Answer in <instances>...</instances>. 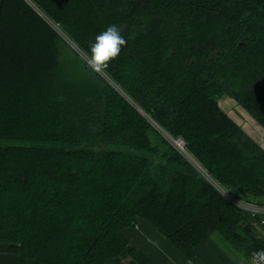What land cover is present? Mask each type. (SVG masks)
<instances>
[{"label":"trees","instance_id":"16d2710c","mask_svg":"<svg viewBox=\"0 0 264 264\" xmlns=\"http://www.w3.org/2000/svg\"><path fill=\"white\" fill-rule=\"evenodd\" d=\"M30 1L0 0V140L19 142L0 145V242L19 264H143L122 233L142 218L187 258L216 234L250 264L232 200L264 205V149L219 100L264 128V0ZM50 23L87 59L107 26L127 43L103 77Z\"/></svg>","mask_w":264,"mask_h":264},{"label":"crops","instance_id":"0c3cea01","mask_svg":"<svg viewBox=\"0 0 264 264\" xmlns=\"http://www.w3.org/2000/svg\"><path fill=\"white\" fill-rule=\"evenodd\" d=\"M223 100L229 105V101H232L227 97H223ZM220 101L221 99L219 103ZM240 127L264 149V128L241 105ZM241 216V230L259 246L260 250L264 251L263 225L247 212ZM122 233L128 241V249L136 250L145 260L143 264H249L247 259L243 260L237 251L216 234L210 241L197 245L195 256L190 259L145 219L138 218L133 227L124 229ZM0 264H19V256L9 252L8 245L2 242H0ZM106 264L140 263L125 250Z\"/></svg>","mask_w":264,"mask_h":264},{"label":"clouds","instance_id":"9594fccd","mask_svg":"<svg viewBox=\"0 0 264 264\" xmlns=\"http://www.w3.org/2000/svg\"><path fill=\"white\" fill-rule=\"evenodd\" d=\"M127 41L121 34V29L115 25L107 26L96 35L89 45L87 67L93 72L106 69L109 62L118 57Z\"/></svg>","mask_w":264,"mask_h":264},{"label":"rangeland","instance_id":"374dc122","mask_svg":"<svg viewBox=\"0 0 264 264\" xmlns=\"http://www.w3.org/2000/svg\"><path fill=\"white\" fill-rule=\"evenodd\" d=\"M30 5V4H28ZM30 7H32L34 10H37V7H34L32 5H30ZM40 16L42 15V13H39ZM43 17V15H42ZM46 19V18H45ZM50 25L52 26V30L55 31L57 37L62 40V43L64 45H66L63 50H62V53H61V58L62 59H65V61L68 59L67 56H74L75 57V54L74 52L78 53L79 55H81L82 58L85 59V61H87L88 59L82 54L80 53V50L74 45V43L72 41H70L63 33L62 31L60 30V28L57 26V25H54L52 23H50ZM102 76L103 74L101 72H99ZM104 77V76H103ZM105 79H107L105 77ZM108 80V79H107ZM232 100V99H230ZM230 105L227 104V102H225V100H223V98H221V101H220V105L223 109H225L226 111L229 112V114L233 117V119L235 121H237V123L240 125V106L234 102L233 100L232 101H229ZM142 112V111H141ZM172 145L175 146V141H172L173 139L172 138H169ZM14 144H19L18 141H13V140H0V145H14ZM189 158H186L188 161H191L193 163V161L191 160V156H188ZM194 160V159H193ZM199 165V164H198ZM200 167V171L202 174L205 175L202 167L199 165ZM206 176V175H205Z\"/></svg>","mask_w":264,"mask_h":264},{"label":"built area","instance_id":"2783aa9c","mask_svg":"<svg viewBox=\"0 0 264 264\" xmlns=\"http://www.w3.org/2000/svg\"><path fill=\"white\" fill-rule=\"evenodd\" d=\"M28 4L34 6V4L30 0H25ZM35 7V6H34ZM38 11V9L36 10ZM39 12V11H38ZM172 141H175V148L183 154L186 158H189L190 156L186 150L185 143L182 139H173ZM192 158V157H191ZM190 159V158H189ZM193 165L197 167L200 170L199 165L193 160ZM235 204H237L244 212L249 213L252 217L255 218L257 214H264V205H259V204H253V203H247V202H242L233 199L232 200ZM250 264H264V251L258 249L252 252L250 256Z\"/></svg>","mask_w":264,"mask_h":264}]
</instances>
